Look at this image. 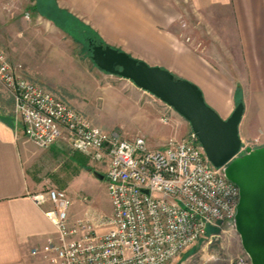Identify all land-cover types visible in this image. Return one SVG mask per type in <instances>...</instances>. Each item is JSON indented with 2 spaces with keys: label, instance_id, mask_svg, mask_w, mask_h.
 <instances>
[{
  "label": "crops",
  "instance_id": "crops-1",
  "mask_svg": "<svg viewBox=\"0 0 264 264\" xmlns=\"http://www.w3.org/2000/svg\"><path fill=\"white\" fill-rule=\"evenodd\" d=\"M52 1L54 7L78 19L109 45L197 84L206 102L223 118L233 111L235 89L239 86L243 102L248 99L258 106L257 123L249 131L264 122V0ZM199 25L212 27L215 35L204 36ZM208 42H227L232 47L229 56L235 62L231 69L213 60ZM136 88L131 97L142 107L146 122L165 126L161 146L169 137H183L190 131L191 127L177 117L170 124L163 123L156 101H142L147 91ZM2 114L0 264H56L43 251L49 240L57 236L44 212L50 204L39 207L31 194L56 187L67 190L72 198L80 187V177L95 179L93 172L98 171L105 179L108 159L93 163L82 152H68L72 171H58L54 177L52 166L65 151V143L58 141L47 149L40 148L12 115ZM69 215L73 219V208ZM96 228L101 233L107 231L102 224ZM34 249L39 252L33 254Z\"/></svg>",
  "mask_w": 264,
  "mask_h": 264
},
{
  "label": "built area",
  "instance_id": "built-area-1",
  "mask_svg": "<svg viewBox=\"0 0 264 264\" xmlns=\"http://www.w3.org/2000/svg\"><path fill=\"white\" fill-rule=\"evenodd\" d=\"M0 80L11 91L24 133L38 147L63 141L96 162L108 159L111 228L102 234L87 221L70 218L72 200L65 190L31 194L39 207L50 204L44 212L57 236L43 251L54 263L170 264L204 237L208 227L223 231L234 226L239 187L208 160L192 130L154 148L142 136L108 133L56 94L16 74L1 49ZM160 120L167 124L170 116L163 113ZM231 264L252 262L243 250Z\"/></svg>",
  "mask_w": 264,
  "mask_h": 264
},
{
  "label": "rangeland",
  "instance_id": "rangeland-1",
  "mask_svg": "<svg viewBox=\"0 0 264 264\" xmlns=\"http://www.w3.org/2000/svg\"><path fill=\"white\" fill-rule=\"evenodd\" d=\"M45 3L46 7H51L53 1L45 0ZM35 4L36 0H0V49L15 73L56 94L106 132H116L125 138L142 136L148 147L161 146L165 126L155 121L153 124L146 122L142 107L131 97L133 89H138L135 84L98 68L86 44L79 41V36L74 32L68 31L73 22H64L60 16H54L55 21L51 16L40 15L35 11ZM198 29L206 37L215 35L210 26L199 25ZM208 43L212 45L210 49L214 54L213 60L231 69L235 62L229 56L232 47L227 42ZM147 100H155L158 104L159 119L166 113L170 116L167 124L177 117L185 126L190 127L173 108H168L155 95L144 92L142 101ZM244 106L241 128L239 125V134L243 136L240 153H244L247 146L255 148L264 145V122L254 131H249L257 123L258 106L248 99L244 101ZM0 113L12 115L21 125L19 118H16L11 91L1 80ZM64 148L65 151L56 157L52 166L54 177L58 171H72L68 152L74 151L68 146ZM88 157L93 163L96 162ZM79 183L80 191L73 192L72 198L69 196L72 200L69 213L74 209L72 220H85L91 227L102 224V228L108 230L111 228L109 221L112 208L105 179L80 177ZM214 232V227H208L204 237L184 250L170 264H231V259L243 251L239 234L234 226H225L223 231L219 230V234L212 237ZM96 233L102 234L97 228Z\"/></svg>",
  "mask_w": 264,
  "mask_h": 264
},
{
  "label": "water",
  "instance_id": "water-1",
  "mask_svg": "<svg viewBox=\"0 0 264 264\" xmlns=\"http://www.w3.org/2000/svg\"><path fill=\"white\" fill-rule=\"evenodd\" d=\"M91 59L101 70L131 80L155 95L190 124L208 160L222 167L224 175L239 187L234 227L252 264H264V145L247 146L240 153L244 102L238 101L223 118L206 102L197 84L164 67L150 65L109 44L92 45ZM93 174L104 178L98 171Z\"/></svg>",
  "mask_w": 264,
  "mask_h": 264
},
{
  "label": "trees",
  "instance_id": "trees-1",
  "mask_svg": "<svg viewBox=\"0 0 264 264\" xmlns=\"http://www.w3.org/2000/svg\"><path fill=\"white\" fill-rule=\"evenodd\" d=\"M34 8L36 12L40 13V15L42 14L45 16H51L53 20H55L56 17L58 18L60 16L64 22L68 20L72 21L74 24L73 23L70 24L69 26L70 28L68 29V31L69 32L72 31L74 32L73 34H76L77 36H79L77 39L81 41L82 43L86 44L87 50L91 53V56H92V45L108 44L98 35H95L88 27L83 25V23H81L78 19H75V17H73L72 15H66V13L64 14V12L61 9L54 7L53 4H51V7H46L45 0H36V4L34 5ZM54 16L56 17L54 18ZM89 32L91 33L89 34ZM235 95H236V102L242 100L241 89L239 86H237L235 89ZM6 116L8 117L10 115H6ZM6 116H3V117H6ZM215 230L216 232L214 233H219V229L215 228Z\"/></svg>",
  "mask_w": 264,
  "mask_h": 264
}]
</instances>
